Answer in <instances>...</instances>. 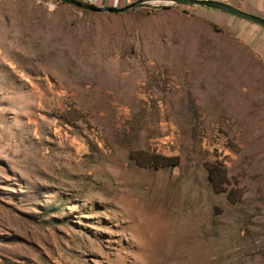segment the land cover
I'll return each instance as SVG.
<instances>
[{
	"label": "rangeland",
	"instance_id": "1",
	"mask_svg": "<svg viewBox=\"0 0 264 264\" xmlns=\"http://www.w3.org/2000/svg\"><path fill=\"white\" fill-rule=\"evenodd\" d=\"M199 11L0 0V264H264V62Z\"/></svg>",
	"mask_w": 264,
	"mask_h": 264
},
{
	"label": "crops",
	"instance_id": "2",
	"mask_svg": "<svg viewBox=\"0 0 264 264\" xmlns=\"http://www.w3.org/2000/svg\"><path fill=\"white\" fill-rule=\"evenodd\" d=\"M248 13L264 17V0H221ZM216 27L227 31L264 62V26L224 10L196 6Z\"/></svg>",
	"mask_w": 264,
	"mask_h": 264
},
{
	"label": "trees",
	"instance_id": "3",
	"mask_svg": "<svg viewBox=\"0 0 264 264\" xmlns=\"http://www.w3.org/2000/svg\"><path fill=\"white\" fill-rule=\"evenodd\" d=\"M59 1L69 4L65 1ZM130 159L139 166L153 169L175 167L180 163L179 156H167L145 150L131 151ZM205 167L207 169L208 181L215 192H227L229 200L234 203L240 200L242 197L241 190L239 188L229 189L230 179L228 177L227 167L224 163L219 161H207Z\"/></svg>",
	"mask_w": 264,
	"mask_h": 264
},
{
	"label": "water",
	"instance_id": "4",
	"mask_svg": "<svg viewBox=\"0 0 264 264\" xmlns=\"http://www.w3.org/2000/svg\"><path fill=\"white\" fill-rule=\"evenodd\" d=\"M65 1L73 6H76L82 10H88L93 12H99V13H118V12H125L130 9L135 8L138 4L129 5L124 8H112V7H96L91 4H87L84 2H80L77 0H61ZM175 3H186L190 5H196V6H205L215 9H220L227 11L229 13H232L234 15L245 17L246 19L252 20L256 23H259L260 25L264 26V17L248 13L246 11H243L240 8H237L227 2L221 1V0H172Z\"/></svg>",
	"mask_w": 264,
	"mask_h": 264
},
{
	"label": "built area",
	"instance_id": "5",
	"mask_svg": "<svg viewBox=\"0 0 264 264\" xmlns=\"http://www.w3.org/2000/svg\"><path fill=\"white\" fill-rule=\"evenodd\" d=\"M96 7L124 8L129 5L138 4L135 9L153 10L160 7L172 6V0H77Z\"/></svg>",
	"mask_w": 264,
	"mask_h": 264
}]
</instances>
